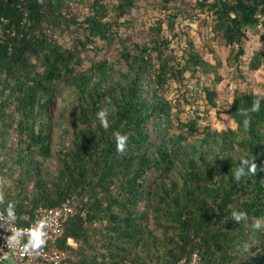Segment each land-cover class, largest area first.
<instances>
[{"label": "trees", "instance_id": "16d2710c", "mask_svg": "<svg viewBox=\"0 0 264 264\" xmlns=\"http://www.w3.org/2000/svg\"><path fill=\"white\" fill-rule=\"evenodd\" d=\"M114 2L0 0V17L16 30L0 43V208L13 203L25 225L40 206L76 201L49 245L73 264H176L193 253L204 264H264V226L252 228L264 217V81L224 104L235 128L183 118L203 93L218 106L208 76L222 80V60L206 58L190 37L181 55L173 45L187 34L181 17L208 14L229 58L258 69L264 51L249 59L245 41L264 26V0H161L150 38L132 47L119 18L139 0ZM116 39L123 43L116 59L89 57L99 40ZM193 78L196 89L178 87ZM173 84L176 99L165 94ZM257 100L245 127L237 109ZM116 131L128 136L123 153ZM242 158L256 172L236 181ZM234 209L248 219L234 221Z\"/></svg>", "mask_w": 264, "mask_h": 264}, {"label": "rangeland", "instance_id": "374dc122", "mask_svg": "<svg viewBox=\"0 0 264 264\" xmlns=\"http://www.w3.org/2000/svg\"><path fill=\"white\" fill-rule=\"evenodd\" d=\"M110 1V8H113L112 4L115 0ZM161 0H139V4L132 12L124 17L119 18L122 24L119 25L118 29L121 34V39L129 46L132 47L134 43L145 42L150 38V25L161 16V10L158 8V2ZM113 14V10L111 15ZM209 22L205 21L203 14L197 17L195 21H191L189 18H180L183 22V28L187 31L186 35L182 36V39L174 40L173 45L176 52L181 55L183 48L186 45V38L189 37L195 41L200 50L205 54V57L212 59L215 56L221 58L222 63L218 68L221 81H212V75L208 76L210 83L219 91L218 94V106L210 107L204 99V93L201 98H197L192 105L186 104L183 109L182 117L187 116L196 117V114L201 115L199 121L203 123H209L211 129H224V128H235L236 122L224 112V104L227 103L234 95L248 92L250 90H260V83L264 81V58L258 69L240 68L236 63L229 58L230 47L222 44L214 36L211 30L212 19L205 15ZM211 16V14H210ZM188 25V26H187ZM182 35V34H181ZM69 38V36L67 37ZM121 39H116L111 43H102L99 40V49L89 50L88 55L92 58H106L116 59L117 53L120 48L123 47ZM245 45L248 49V58L256 50L264 51V26L259 28L257 31H250L248 39L245 41ZM212 49V50H209ZM87 57V59H89ZM89 65L88 61H85V67ZM196 78H193L190 83L185 81V84L177 83L178 87L184 90L196 89L195 87ZM177 85L173 84L172 87L165 93L169 98L176 99L180 94L177 91ZM181 92V91H180ZM194 92V91H192ZM192 94V93H191ZM182 105L184 104L181 100ZM59 111L62 109V102H58ZM199 109V111H198ZM206 109H209L207 111ZM207 114V115H205Z\"/></svg>", "mask_w": 264, "mask_h": 264}, {"label": "built area", "instance_id": "2783aa9c", "mask_svg": "<svg viewBox=\"0 0 264 264\" xmlns=\"http://www.w3.org/2000/svg\"><path fill=\"white\" fill-rule=\"evenodd\" d=\"M9 19L0 17V43L6 41L8 34H15L16 30L7 27ZM78 210L76 201L71 198L66 199L58 206H40L30 219L28 224L22 225L18 219L14 222H3L6 217V212L0 208V264H6L7 260L11 259V264H73L67 260L66 252L61 250L58 246L49 247L51 241L60 235L63 231V220L68 215L76 213ZM16 214V212H15ZM17 217V214H16ZM45 219L47 221V242L39 250V254L22 255L21 249L8 247L6 240L11 233L17 229H28L33 227L35 223ZM27 240V236L23 238ZM176 264H204L198 253H193L191 257H185L179 260Z\"/></svg>", "mask_w": 264, "mask_h": 264}, {"label": "clouds", "instance_id": "9594fccd", "mask_svg": "<svg viewBox=\"0 0 264 264\" xmlns=\"http://www.w3.org/2000/svg\"><path fill=\"white\" fill-rule=\"evenodd\" d=\"M260 109V101H254L250 108L240 109L238 108V114L244 119L242 123L245 127H247L250 123V117L248 116L249 112H258ZM97 118L100 122V126L104 129L109 127L108 121V110L101 109L97 112ZM115 137L116 151L119 153H123L125 151L128 136L127 134H121L119 131L113 133ZM256 164L253 161H250L246 158H242L234 171V180L239 181L242 177L247 174L256 172ZM15 214V206L13 203H9L6 208V217L3 218V222L7 224L10 222H14L16 220ZM231 218L236 222H241L248 219V214L244 210H236L234 209L231 212ZM264 226V217H259L252 224V228L254 229H262ZM47 227V221L45 219L38 220L33 227L28 229H15L11 235L8 236L6 240V244L8 247L19 248L21 249L22 255H31L33 253L39 254V250L45 246L47 242V232L45 228ZM27 236V240H23V238Z\"/></svg>", "mask_w": 264, "mask_h": 264}, {"label": "crops", "instance_id": "0c3cea01", "mask_svg": "<svg viewBox=\"0 0 264 264\" xmlns=\"http://www.w3.org/2000/svg\"><path fill=\"white\" fill-rule=\"evenodd\" d=\"M71 242H73V240H70ZM6 264H11V259L9 258L6 262Z\"/></svg>", "mask_w": 264, "mask_h": 264}]
</instances>
